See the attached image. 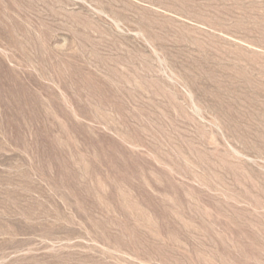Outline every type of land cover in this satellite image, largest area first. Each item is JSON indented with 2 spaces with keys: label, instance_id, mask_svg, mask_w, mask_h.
<instances>
[{
  "label": "rangeland",
  "instance_id": "obj_1",
  "mask_svg": "<svg viewBox=\"0 0 264 264\" xmlns=\"http://www.w3.org/2000/svg\"><path fill=\"white\" fill-rule=\"evenodd\" d=\"M0 264H264V0H0Z\"/></svg>",
  "mask_w": 264,
  "mask_h": 264
}]
</instances>
